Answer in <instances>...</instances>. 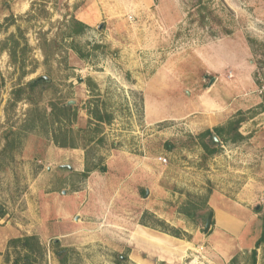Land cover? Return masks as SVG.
<instances>
[{"label": "rangeland", "instance_id": "1", "mask_svg": "<svg viewBox=\"0 0 264 264\" xmlns=\"http://www.w3.org/2000/svg\"><path fill=\"white\" fill-rule=\"evenodd\" d=\"M72 18L87 28L67 36ZM231 34L264 95V0H0L2 221L34 237L9 239L6 264H210L204 218L259 156L215 132V152L201 146L220 116L258 111L221 107L229 73L204 69V46ZM38 76L49 82L29 90Z\"/></svg>", "mask_w": 264, "mask_h": 264}, {"label": "crops", "instance_id": "2", "mask_svg": "<svg viewBox=\"0 0 264 264\" xmlns=\"http://www.w3.org/2000/svg\"><path fill=\"white\" fill-rule=\"evenodd\" d=\"M252 53L251 45L243 36L236 34L223 36L204 46L205 71L229 73V76L226 75L224 79L229 96L221 107L226 105L227 110L232 113L239 110H258L251 116H243L238 129L243 138L252 140L253 144L241 147L231 146L240 149L241 152L258 153L255 165L257 168L252 169L251 175L246 172V176H238L235 182L238 186L236 192L222 195L221 200L228 203L212 206L213 216L207 237L208 252L211 253H208L210 264H227L244 248L248 251L255 250V260L253 261L252 258V264H264V241L256 245L257 240L264 236V95L258 92V85L254 80L257 66L250 58ZM213 57L221 59L213 64ZM233 117L220 116L222 123ZM224 148L225 151L229 150ZM223 181L233 184L227 178ZM254 201L256 204L253 205V215L255 218L259 217L255 227L250 223L252 212L248 211L250 202ZM3 213L2 210L0 214V264H6L5 253L6 249L9 251L7 246L9 239L22 237L20 230H16L9 222L3 224Z\"/></svg>", "mask_w": 264, "mask_h": 264}, {"label": "trees", "instance_id": "3", "mask_svg": "<svg viewBox=\"0 0 264 264\" xmlns=\"http://www.w3.org/2000/svg\"><path fill=\"white\" fill-rule=\"evenodd\" d=\"M68 27V33L67 36H72L74 34H79L85 31V29L87 28V25L81 21H78L74 18H72V20L67 24ZM43 50V54L45 56L46 51L42 48ZM49 81H35L34 79H31L30 81H28L26 83V87L29 90H32L33 88L47 83ZM24 90L23 86H18L17 88H15L14 90H12V104H14L16 101H19L21 99V92ZM71 105L70 104H61L60 107V113L62 116H60V118L64 119V120H68L69 116L67 115V112L69 111ZM90 115L93 117L94 121L96 123H107L110 121L111 116H109L106 113H102L100 112L97 108L92 109L90 111ZM243 118L242 117H233L232 119L228 120V122L223 125V126H216L213 128V130L210 129H206L204 132L201 133L200 136H202L204 138V141L202 142V147L204 149V155H212L215 152V148L214 146L216 145V143L213 141V132L219 134L222 136V139L224 141L228 140L231 142H235L237 140H240L243 138V136L239 133L238 129L239 126L242 122ZM68 138H70V136H68ZM71 139V138H70ZM55 140L60 143L61 146H68L69 143L67 144L65 142V140L63 139L62 142H59L57 140V138H55ZM2 213V211H0V214ZM174 236H177V234H173ZM264 235V234H263ZM34 238L33 236H25L22 240V238H14L12 240H10V243H23L24 246H27V240ZM264 241V236H262L261 238H259L256 242V245H259L260 243H262ZM255 250L252 251V258L253 261L255 260ZM60 262L63 264L65 262L64 258L60 257Z\"/></svg>", "mask_w": 264, "mask_h": 264}, {"label": "water", "instance_id": "4", "mask_svg": "<svg viewBox=\"0 0 264 264\" xmlns=\"http://www.w3.org/2000/svg\"><path fill=\"white\" fill-rule=\"evenodd\" d=\"M102 27V24H99V28ZM35 81H49V78L46 76H38L37 78L34 79ZM215 140V138H213ZM59 168H68L70 169V166L67 164H63V165H59ZM212 216H213V212L212 210H209L208 213L206 214L205 218H204V226H203V233L206 234L210 228L211 225V220H212Z\"/></svg>", "mask_w": 264, "mask_h": 264}, {"label": "built area", "instance_id": "5", "mask_svg": "<svg viewBox=\"0 0 264 264\" xmlns=\"http://www.w3.org/2000/svg\"><path fill=\"white\" fill-rule=\"evenodd\" d=\"M259 91L264 94V86H262Z\"/></svg>", "mask_w": 264, "mask_h": 264}, {"label": "bare ground", "instance_id": "6", "mask_svg": "<svg viewBox=\"0 0 264 264\" xmlns=\"http://www.w3.org/2000/svg\"><path fill=\"white\" fill-rule=\"evenodd\" d=\"M143 239H144V238H143ZM146 240H148V239H146ZM149 241H150V240H149ZM153 242H154V241H153ZM155 242H156V241H155ZM155 242H154V243H155ZM164 247H165V246H164ZM166 247H167V246H166ZM173 250H174V249H173ZM160 251H161V250H160Z\"/></svg>", "mask_w": 264, "mask_h": 264}]
</instances>
